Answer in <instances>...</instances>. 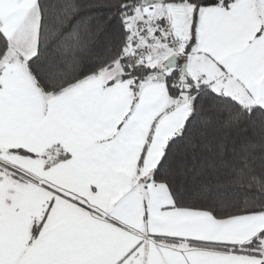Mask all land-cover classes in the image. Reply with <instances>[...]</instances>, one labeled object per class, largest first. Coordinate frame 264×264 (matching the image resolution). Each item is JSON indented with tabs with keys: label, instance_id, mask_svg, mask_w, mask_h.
<instances>
[{
	"label": "snow or ice",
	"instance_id": "1",
	"mask_svg": "<svg viewBox=\"0 0 264 264\" xmlns=\"http://www.w3.org/2000/svg\"><path fill=\"white\" fill-rule=\"evenodd\" d=\"M0 264H264V0H0Z\"/></svg>",
	"mask_w": 264,
	"mask_h": 264
}]
</instances>
